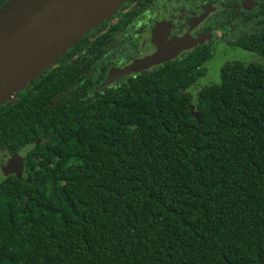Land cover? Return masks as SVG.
Returning <instances> with one entry per match:
<instances>
[{
	"label": "trees",
	"instance_id": "obj_1",
	"mask_svg": "<svg viewBox=\"0 0 264 264\" xmlns=\"http://www.w3.org/2000/svg\"><path fill=\"white\" fill-rule=\"evenodd\" d=\"M83 41L0 103V152L24 151L25 172L0 180V264H264V64L226 62L195 89L194 52L29 108Z\"/></svg>",
	"mask_w": 264,
	"mask_h": 264
},
{
	"label": "flooded vegetation",
	"instance_id": "obj_2",
	"mask_svg": "<svg viewBox=\"0 0 264 264\" xmlns=\"http://www.w3.org/2000/svg\"><path fill=\"white\" fill-rule=\"evenodd\" d=\"M4 1L0 0V6ZM83 36L85 44L78 46L63 65L59 90L49 92L39 105L14 108H60L85 103L129 78L194 52L206 56L205 63H219L223 49L242 53L238 58L223 59L218 68L226 62L264 64V0H123L111 15ZM174 40L180 41L181 49L170 59L105 82L111 70L146 57ZM59 64L56 59L47 68ZM205 72L204 66L202 76ZM206 84L196 81L192 87L198 89ZM33 87L35 82L25 85L27 91ZM15 99L12 95L9 100L13 103ZM23 152H0V160L5 154L20 156L21 176L25 174ZM4 175L17 176L16 172Z\"/></svg>",
	"mask_w": 264,
	"mask_h": 264
},
{
	"label": "water",
	"instance_id": "obj_3",
	"mask_svg": "<svg viewBox=\"0 0 264 264\" xmlns=\"http://www.w3.org/2000/svg\"><path fill=\"white\" fill-rule=\"evenodd\" d=\"M123 0H5L0 6V103L62 55L86 31L111 15ZM174 40L152 54L111 70L105 82L168 60L180 50ZM199 129L200 117L190 105ZM1 171L20 177L21 157H1Z\"/></svg>",
	"mask_w": 264,
	"mask_h": 264
},
{
	"label": "rangeland",
	"instance_id": "obj_4",
	"mask_svg": "<svg viewBox=\"0 0 264 264\" xmlns=\"http://www.w3.org/2000/svg\"><path fill=\"white\" fill-rule=\"evenodd\" d=\"M222 52H224L222 54ZM240 55H242V53L237 52L234 49H223L220 51V56H219V61L222 62L223 59L225 58H230V57H234V58H238ZM219 62V63H220ZM218 61H209L206 63L205 67H206V72L205 75L202 76L201 78L198 79L197 83H206V82H215L218 78V66H219ZM4 173L1 171L0 169V180L2 179Z\"/></svg>",
	"mask_w": 264,
	"mask_h": 264
}]
</instances>
